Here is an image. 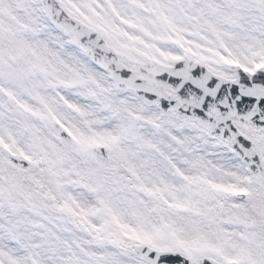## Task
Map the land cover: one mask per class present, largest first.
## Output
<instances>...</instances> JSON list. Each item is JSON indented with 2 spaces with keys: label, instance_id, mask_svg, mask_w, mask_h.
Instances as JSON below:
<instances>
[{
  "label": "snow or ice",
  "instance_id": "snow-or-ice-1",
  "mask_svg": "<svg viewBox=\"0 0 264 264\" xmlns=\"http://www.w3.org/2000/svg\"><path fill=\"white\" fill-rule=\"evenodd\" d=\"M0 264H264V0H0Z\"/></svg>",
  "mask_w": 264,
  "mask_h": 264
}]
</instances>
